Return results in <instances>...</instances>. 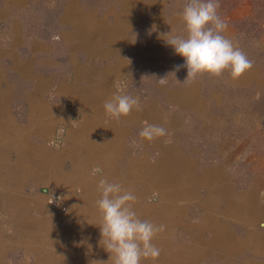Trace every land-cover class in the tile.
Instances as JSON below:
<instances>
[{
	"label": "crops",
	"instance_id": "crops-1",
	"mask_svg": "<svg viewBox=\"0 0 264 264\" xmlns=\"http://www.w3.org/2000/svg\"><path fill=\"white\" fill-rule=\"evenodd\" d=\"M86 40L107 44L104 35ZM29 64L14 57L0 67V264H14L16 252L26 259L34 255L37 264L107 262L96 226L101 179L134 192L140 219L166 226L153 240L160 256L141 264L245 262L243 254L258 240L251 229H232L231 222H246L247 209L230 199L220 169L199 167L195 155L164 137L139 136L145 122L171 124L155 102L113 120L103 106L116 94L95 91L100 84L86 80L91 68L82 69V84L70 85L68 93ZM50 90L65 100L49 99ZM59 126L64 144L53 149L47 143ZM50 195L66 207L64 214L48 206Z\"/></svg>",
	"mask_w": 264,
	"mask_h": 264
},
{
	"label": "rangeland",
	"instance_id": "rangeland-1",
	"mask_svg": "<svg viewBox=\"0 0 264 264\" xmlns=\"http://www.w3.org/2000/svg\"><path fill=\"white\" fill-rule=\"evenodd\" d=\"M187 2L0 0V67L14 57L27 60L46 82L68 93L70 85L82 84V69L88 67L92 70L86 80L100 84L95 91L101 97L112 92L138 97L139 105L155 102L171 121L169 127L162 125L167 133L163 140L195 155L199 167H218L221 178L228 179L230 199L240 208L246 206L247 224H230L238 233L253 230L258 240L243 254L242 264H264V33H257L249 19V0H219V14L228 24L224 35L253 67L235 81L227 73L185 80L186 68L176 70L184 60L159 36L169 31L183 34L180 14ZM95 35H104L107 44L96 40L91 45L86 38ZM56 36L59 40L53 39ZM99 49L107 57H101ZM165 78L161 85L158 81ZM46 97L63 102L66 95L50 90ZM59 130L62 126L48 147L60 149L64 144H53ZM47 204L61 214L67 210L59 201ZM235 215L241 216L239 210ZM12 257L7 260L14 264L38 262L34 255L26 259L16 252Z\"/></svg>",
	"mask_w": 264,
	"mask_h": 264
},
{
	"label": "clouds",
	"instance_id": "clouds-1",
	"mask_svg": "<svg viewBox=\"0 0 264 264\" xmlns=\"http://www.w3.org/2000/svg\"><path fill=\"white\" fill-rule=\"evenodd\" d=\"M219 0H188L180 14L183 34L171 31L161 33L159 38L184 63L176 70L186 68L185 80L194 81L201 76L218 78L227 73L232 80H238L252 67V61L233 41L224 35L228 24L219 14ZM59 40V37H53ZM161 85L165 79L158 81ZM260 93L256 94L259 99ZM105 113L113 120H120L139 109V98L129 95H115L104 103ZM166 129L160 125L148 124L139 132L147 141L165 136ZM100 198L97 200L100 240L99 246L108 254L112 264H141L142 260L155 261L161 253L153 240L166 226L142 220L133 205L137 196L120 183L101 179L98 183ZM92 260L89 264H108Z\"/></svg>",
	"mask_w": 264,
	"mask_h": 264
},
{
	"label": "trees",
	"instance_id": "trees-1",
	"mask_svg": "<svg viewBox=\"0 0 264 264\" xmlns=\"http://www.w3.org/2000/svg\"><path fill=\"white\" fill-rule=\"evenodd\" d=\"M252 9L250 18L254 22V30L257 33H264V0H249Z\"/></svg>",
	"mask_w": 264,
	"mask_h": 264
},
{
	"label": "built area",
	"instance_id": "built-area-1",
	"mask_svg": "<svg viewBox=\"0 0 264 264\" xmlns=\"http://www.w3.org/2000/svg\"><path fill=\"white\" fill-rule=\"evenodd\" d=\"M63 130H59L58 137L53 141L54 146L58 147L63 143ZM49 203L55 205L58 203V198L54 195H50Z\"/></svg>",
	"mask_w": 264,
	"mask_h": 264
}]
</instances>
